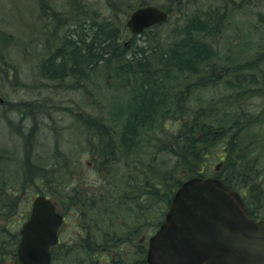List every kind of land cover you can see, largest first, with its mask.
Here are the masks:
<instances>
[{
  "label": "trees",
  "instance_id": "trees-1",
  "mask_svg": "<svg viewBox=\"0 0 264 264\" xmlns=\"http://www.w3.org/2000/svg\"><path fill=\"white\" fill-rule=\"evenodd\" d=\"M210 1L214 0H169L167 4L158 5L169 16V10L179 15L176 19L169 17L162 24L168 26L169 32L164 33L162 25L154 26L143 31L137 39L132 37L124 47L119 44L128 37L124 17L131 7L127 8V1L122 13L124 17L119 13L121 17L113 20L104 18L96 10L77 7L74 22L68 26L67 22L57 20L44 0H37L41 15L52 18L54 28L50 30V39L46 38L47 32L33 37L37 43L36 51L40 50L38 60L44 73L40 77L56 81L68 79L78 63L88 66L85 67L88 72L83 81L90 82L95 74L104 72V88L108 84L119 86L121 83L120 91L125 92V99L119 106H106L104 111L92 104L82 115L68 110L71 124L88 134L85 145L91 158L97 150L92 160L93 171L100 172L105 168L106 172L118 173L112 177H101L97 191L89 190L88 184H79L66 193L74 198L84 195L78 202L83 210L75 209L79 226L83 229L81 232L85 233L78 239L80 243L84 242L79 249H111L117 237L114 234L117 222L123 229L146 225L150 230H156L173 193L183 180L210 176L207 166L215 160L221 162L215 176L240 193L251 218L264 220V133L256 132L255 135L253 131L256 123L264 122V10L253 13L254 20H246L248 29L252 24V29L257 31L255 46L243 47L237 54L238 45L227 41L231 37L234 40L235 36L219 38L216 43L220 47L211 42L223 35L225 21L220 23L227 19L228 14L224 13H229L231 8L224 7L221 14L222 8L208 4ZM117 2L121 5L118 0L108 1L113 9ZM189 8H192L191 12H188ZM109 9L113 13L114 10ZM0 36L7 39L4 32L0 31ZM57 38L61 39L58 46ZM55 48L66 51L56 61L51 60L53 56L49 59ZM114 49L118 50V55L113 63H106L104 70L97 71L96 62H108ZM222 50L225 51L220 53ZM91 54L93 59L88 57ZM253 60L262 62V73L249 76L245 70L247 63ZM95 87L96 92L103 88L101 82H97ZM209 88L220 91L216 99L212 96L208 100L200 98L195 106L186 105L187 96ZM87 94L92 96L94 93L88 91ZM255 96L261 99L262 110L250 115L243 107L247 99ZM9 107L17 111L21 119H32L29 134L24 138L29 151L34 147L31 139L41 131L39 124L43 123L42 118H49L50 125L59 122L53 113L49 114L46 107L36 101L18 102ZM182 110L184 114L181 117ZM21 128H18L20 137ZM166 129V136L158 134ZM257 137L262 147L259 146L255 152L251 140ZM92 138L94 144H91ZM140 142L142 144L137 147ZM21 165L26 182L24 158ZM0 168L2 174V163ZM31 168L33 173L27 165L26 174L33 183L37 166L32 165ZM53 169L48 176L41 175L38 186L45 188V184L50 185L48 181L57 176ZM57 192L55 188L53 192L42 189L38 194L55 195ZM71 207L74 208L73 205ZM65 211L68 212L67 207ZM3 216L5 212L0 213V218ZM129 217L132 221H128ZM6 230L0 232V254L4 257L15 253L18 242L14 234ZM110 230H114L111 235L93 237L94 233Z\"/></svg>",
  "mask_w": 264,
  "mask_h": 264
},
{
  "label": "rangeland",
  "instance_id": "rangeland-1",
  "mask_svg": "<svg viewBox=\"0 0 264 264\" xmlns=\"http://www.w3.org/2000/svg\"><path fill=\"white\" fill-rule=\"evenodd\" d=\"M108 1L44 0L49 11L56 14L57 20L60 22H67L68 26L74 22L75 16L73 15L76 13V8L79 7V5H84V7L92 11L96 10L102 14L104 18L112 17L109 9L111 8L114 10L113 14L115 19H117L121 17L123 9L126 8V1L129 3L127 8L131 7L129 9L130 12L140 6L154 5L155 2L157 5L154 6H161L169 2V0H118L121 5L117 2L118 5H114L115 8L113 9ZM208 4H212L215 7L219 5V7L222 8L221 14L224 13V7L231 8L229 13H224L228 14V21L225 18L223 21L221 20L220 23L221 25L222 22L225 21L223 23L224 26L222 25L223 35L212 39V43L219 46V44L216 43L219 38L224 36H235L234 40H232L233 37H231L227 41L229 43H234V45H238V49H236L237 54L240 53V49H243V47L246 49V46H248V48H251L252 44L255 46L256 42L254 41L257 31L255 32L252 29V24L250 23L248 29L247 21L249 22V19L254 20L255 16L253 13L256 11L264 10V0H235L233 3L229 2V0H214L208 2ZM191 10L192 8H189L188 12H191ZM169 12L170 19H176L179 16L174 11L169 10ZM122 15L124 17L125 14ZM128 15L129 13L124 17L125 21ZM52 21V18L41 15L37 0H0V31L7 35V39H3L0 36V100L4 101V105H0V107H2L1 110L7 108V110L0 112V150H4V152L0 151V163L4 165L2 174L0 173V213L5 212V216L0 218V232H2L3 229H7L9 233L14 234L15 240L18 241L19 228L28 217L30 205L35 199V196L41 195L38 194V192L42 189L43 191L47 189L53 192L55 188L58 190L57 193H54L55 195L47 193L45 196L50 197L56 203L60 212L64 215L65 224H63L60 231V241L63 243V246H59L55 249L57 255H55L52 264H67L66 261L68 260V264H78L76 261L82 256L79 247L83 244L80 243L78 239L83 229L79 226L75 209L78 208L79 211L83 210L78 202L80 199L84 198V195L79 196V198H74L66 193L79 184L83 186L88 184L90 185L88 188L89 190L97 191L101 185V177L102 179L104 177H112L118 173L115 174L113 171L106 172L105 168H102L100 172L95 170L97 173L93 171L92 160L95 159L97 150L94 151V156L91 158V154L87 150L88 146L85 145L87 141L85 138L88 134L79 128H75L73 126L74 124H71V120L68 117V110H73L82 115L89 110L90 104H92L96 105L97 108H102V111H104L106 106L113 107L115 105L113 102L114 96H116L117 93L121 92L120 96L124 98L125 92L120 91L122 89L121 83L119 86L108 84V87L104 88V72L97 74V76L95 74L90 82L81 80L78 82L79 84L76 82L72 83L69 78H65L62 81H54L52 83L43 80L40 77V73H38L40 67L38 55L40 50L36 51L35 47L37 43L33 39L42 32H47L46 38L50 39V30L54 29ZM162 27H164L162 28L164 33L169 32V29H167L168 26L162 25ZM57 35H59V29ZM131 37V34H129L128 37L124 39V42L129 44ZM42 38L44 40L43 35ZM60 42L61 39L57 38L56 46H58ZM220 45L222 46V44ZM224 51L225 50H222L220 53ZM241 53L244 55V52ZM2 69L5 72H3ZM96 70L101 71L102 69L97 68ZM97 82H101L103 88H100L96 92L95 86ZM88 91L94 94L90 96V94H87ZM218 92L220 91L216 92L214 89L209 88V90H205L201 93H194L191 97L187 96L188 100L186 105L190 103L192 106H195L196 103L200 101V98H202V100H208L212 96L216 99L220 94ZM32 100H44L45 104L43 106L46 107L49 114L53 113V117L56 121L59 120V122L56 125H50L49 118L48 120L42 118L43 123L39 124L41 131L37 136L31 139L34 142V147L29 151V148L25 147L24 138L29 134V128L32 126V119H21L19 113L11 110L13 108L9 107V105L18 102H30ZM243 108L250 115L253 112H260L262 110L261 99L257 96L251 100L247 99ZM183 114L184 112L182 110L181 117ZM103 115L107 114L103 113ZM19 127H22V138L18 134L20 130H17V128ZM163 127H166L164 123ZM164 130L159 131L158 134L166 136L167 129L166 131ZM253 131H255L254 134L256 132L264 133V122L257 125ZM145 135L148 137L150 136L149 134ZM93 139L94 138H92V140ZM258 141L259 138L251 140L252 148L255 149V152L260 146ZM94 143L95 140H93L91 144ZM141 144L142 142H140L137 147ZM144 145L146 147V144ZM260 147H262V145ZM147 149L146 147V150ZM58 153L63 155L58 157ZM23 158L26 182H24V172L22 171L21 165ZM63 162H65L64 165ZM45 163L55 169V174H57V176L54 180L48 181L51 186L45 184V188H43L42 186H38L41 175L35 172L33 183H30V176L26 174V170L28 165L33 173L34 169L31 168L32 165L38 167ZM220 163L221 162L215 160L207 166L210 176H215L216 173H218L220 170ZM70 171L73 175H71ZM46 176H48V174H46L45 177ZM180 176L181 171L179 172L178 178ZM182 179H185L184 175H182ZM69 198L71 202H66ZM71 205L74 206L73 209ZM66 207L68 210L67 213L65 211ZM128 221H132V219L130 220L129 217ZM119 224L120 222H117V229H114L115 231H103L99 234L97 232L94 233L93 237H98L101 234L109 235L108 233L111 235L114 231L117 237H115V243L111 246V250H113L116 244L117 249H121L125 246L126 250L132 249L135 252L139 251L142 256V252H144L142 248V239L146 237L148 239V236L155 230H150L149 226L147 228L146 225H137L135 229H131L130 227L123 229ZM66 242L67 244H64ZM65 245L68 246L65 247L67 254L64 256L60 251H62ZM97 253L99 254L100 251ZM1 255L2 254H0V257ZM4 258L5 262L1 264H18L17 259H15V253L5 255Z\"/></svg>",
  "mask_w": 264,
  "mask_h": 264
},
{
  "label": "water",
  "instance_id": "water-1",
  "mask_svg": "<svg viewBox=\"0 0 264 264\" xmlns=\"http://www.w3.org/2000/svg\"><path fill=\"white\" fill-rule=\"evenodd\" d=\"M166 18L157 7H139L125 25L139 35ZM170 202L149 236L147 264H264V221L252 220L240 195L219 179L191 177ZM62 221L48 198H35L19 230L20 264H49Z\"/></svg>",
  "mask_w": 264,
  "mask_h": 264
},
{
  "label": "bare ground",
  "instance_id": "bare-ground-1",
  "mask_svg": "<svg viewBox=\"0 0 264 264\" xmlns=\"http://www.w3.org/2000/svg\"><path fill=\"white\" fill-rule=\"evenodd\" d=\"M79 8H81L80 10H85V8H84V5H79ZM162 9V8H161ZM135 9H133L132 11H134ZM164 10V9H163ZM131 11V12H132ZM131 12H129L130 14H131ZM111 14H112V17H105L106 19H112V18H115L114 17V14L112 13V12H110ZM113 20V19H112ZM112 22V21H111ZM115 24H117V23H115ZM126 26V25H125ZM126 31H127V34L129 35V34H131V36L132 37H135V39H137L140 35H138V34H133L130 30H129V28H127L126 27ZM131 37V38H132ZM120 46H126L127 45V43H124V41L122 40V41H120V44H119ZM59 48V47H58ZM65 50H60V49H54V51L52 50V52H51V54H50V57H49V59H51V57L53 58V59H51V60H57V59H59V55H61V54H63V53H65L64 52ZM70 51V50H69ZM60 52V53H59ZM68 54V53H67ZM117 55H118V50L117 49H114L112 52H111V54H110V58H109V61L108 62H106V61H100V62H96V68H98V69H104V68H106V66H105V64L107 63L108 65L109 64H111V63H113V61L115 60V58L117 57ZM89 58H91V59H93V55L91 54V55H89L88 56ZM69 62H71V61H69ZM75 63V62H74ZM74 63H73V65H74ZM71 64H72V62H71ZM76 66H75V70H73L72 71V73H71V75L68 77L69 78V80L72 82V83H74V82H79V81H81V80H83L84 78H85V76H86V73L88 72L87 71V69L85 68V67H88V66H85V67H83L82 65H78V63L77 64H75ZM247 65H248V67H247V69L245 70L246 71V74L247 75H259L260 73H262V68H263V64H262V62L261 61H258V60H256V61H254L253 60V62L252 63H247ZM42 67H41V65H40V67H39V69H38V73H40V75H43L44 73H43V69H41ZM95 68V69H96ZM46 82H54V81H56V79H46L45 80ZM120 94H121V92H119V93H117L116 94V96H114V102H113V104H115V106H119L123 101H124V99H125V97L123 98L122 96H120ZM118 96H120V97H118ZM32 101H36V103H38L40 106H43L44 104H45V102H44V100H42V101H38V100H32ZM26 102H28V101H26ZM4 103V101L3 100H0V105H4L3 104ZM49 106V105H48ZM44 107V106H43ZM50 107V106H49ZM1 108L2 107H0V112H2V111H4V110H7V108H5L4 110H1ZM255 122H258L257 120L255 121ZM262 121L260 120L259 121V123H261ZM259 123H256V126L257 125H259ZM256 126H253V128L255 129L256 128ZM20 128V127H19ZM17 130H18V128H17ZM16 130V131H17ZM0 151H2V150H0ZM52 171V168H51V166L50 165H48L47 163H45L44 165H41V166H39V167H37V169L35 170V172H36V174H38V175H42V176H45L46 174H48V172H51ZM249 211V210H248ZM249 217L251 218V216H250V212H249Z\"/></svg>",
  "mask_w": 264,
  "mask_h": 264
},
{
  "label": "flooded vegetation",
  "instance_id": "flooded-vegetation-1",
  "mask_svg": "<svg viewBox=\"0 0 264 264\" xmlns=\"http://www.w3.org/2000/svg\"><path fill=\"white\" fill-rule=\"evenodd\" d=\"M83 236H85V233H81V235L79 236V239ZM113 242L115 243L114 240H113ZM82 243H84V242H82ZM64 244H67V242ZM147 245H148V239L146 237V238L142 239V248L144 250V252H142V256H141L139 251L135 252L132 249L126 250L125 246L121 249H117L116 244L114 245L113 250L107 249L106 247L93 248V250H89V249L86 250L85 248H82L81 250H79L80 253L82 254V256L76 262H78V264H147L145 256H144L147 253V249H148ZM59 246H63V243H61V241H60V232H58V243H57V245H55L54 247H52L50 249V252H51L50 264H52V261H53L55 255H57V252H55V249L58 248ZM66 246H68V245H65L63 247L62 251H60L61 254H64V256H65V254H67V252L65 251ZM99 251H100V253L98 254L97 252H99ZM15 256H16L15 259H17V263L19 264V260H18V256L16 254V251H15ZM3 257L4 256L1 255L0 264L5 262L4 261L5 259ZM66 263L68 264L69 260L66 261Z\"/></svg>",
  "mask_w": 264,
  "mask_h": 264
}]
</instances>
